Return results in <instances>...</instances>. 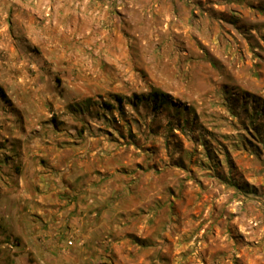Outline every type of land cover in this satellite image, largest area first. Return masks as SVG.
Segmentation results:
<instances>
[{
  "label": "crops",
  "instance_id": "1",
  "mask_svg": "<svg viewBox=\"0 0 264 264\" xmlns=\"http://www.w3.org/2000/svg\"><path fill=\"white\" fill-rule=\"evenodd\" d=\"M6 1L28 37L61 39L39 48V66L78 71L116 64L115 47L126 51L142 22H156L155 37H190L195 0ZM0 87V264H264V167L251 157L194 174L144 161L131 146L49 123V98L32 106L21 88ZM72 89L56 101L89 99Z\"/></svg>",
  "mask_w": 264,
  "mask_h": 264
},
{
  "label": "rangeland",
  "instance_id": "2",
  "mask_svg": "<svg viewBox=\"0 0 264 264\" xmlns=\"http://www.w3.org/2000/svg\"><path fill=\"white\" fill-rule=\"evenodd\" d=\"M189 5L190 37H155L156 22H142L137 37L126 39V51L123 43L115 47L111 58L116 64L66 71L38 65L47 63L39 48L54 49L61 39L28 37L23 12L14 16L6 1L0 5V84L21 88L32 106L37 95L49 98L41 102L46 121L66 134L74 127L77 135L79 127L92 141L131 146L144 161L178 162L194 174L203 173L206 161L251 157L259 172L264 167V0H195ZM69 76H78L80 84L65 85ZM75 88L89 99L69 106L56 101V95ZM153 90L166 93L172 104L159 110L149 100L129 104L133 95ZM76 103H85L82 111L74 110Z\"/></svg>",
  "mask_w": 264,
  "mask_h": 264
},
{
  "label": "trees",
  "instance_id": "3",
  "mask_svg": "<svg viewBox=\"0 0 264 264\" xmlns=\"http://www.w3.org/2000/svg\"><path fill=\"white\" fill-rule=\"evenodd\" d=\"M0 97L7 102V98L5 93L3 92L2 88L0 87ZM144 100H149L152 102V108L155 110H159L162 108H165L172 104V100L169 98V96L166 93H163L159 90H153L151 91L147 96L145 95H133L131 99H129V104H131L133 107L136 106V104L142 103ZM116 101L121 103V98H116ZM85 103L77 104L79 107H83ZM107 106V105H106ZM107 108L114 109V106L108 105ZM119 113L122 112L123 108L121 105H119Z\"/></svg>",
  "mask_w": 264,
  "mask_h": 264
},
{
  "label": "built area",
  "instance_id": "4",
  "mask_svg": "<svg viewBox=\"0 0 264 264\" xmlns=\"http://www.w3.org/2000/svg\"><path fill=\"white\" fill-rule=\"evenodd\" d=\"M71 242L69 241L68 244H70Z\"/></svg>",
  "mask_w": 264,
  "mask_h": 264
}]
</instances>
